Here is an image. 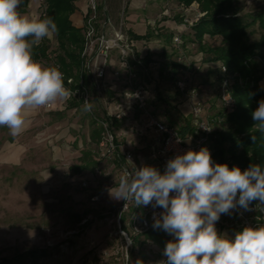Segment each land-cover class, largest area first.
I'll list each match as a JSON object with an SVG mask.
<instances>
[{"label":"rangeland","instance_id":"1","mask_svg":"<svg viewBox=\"0 0 264 264\" xmlns=\"http://www.w3.org/2000/svg\"><path fill=\"white\" fill-rule=\"evenodd\" d=\"M104 1L115 23L122 10L123 15H127L129 0ZM150 2L146 10L151 20L148 29L153 37L140 53L151 61L150 80L147 79L149 109L176 128L184 124L188 117L179 112L178 106L185 105L189 113V104L174 91V82L180 76V70L185 71L189 73L190 87L198 91L205 105L203 118L211 123L214 136H225L229 126L222 117L219 118L223 109L217 96L219 74L215 73L221 64L205 62L206 56L199 52L196 43L186 41L187 38L182 39L184 43L178 49L166 41L167 30L163 31L158 24L167 20L177 24L182 21L181 5L177 0ZM75 3L84 5L83 0ZM192 5L199 9L197 3ZM239 7V15L247 17L264 12V0H241ZM36 8L34 16L39 17L44 8L43 0H38ZM191 26L176 34L180 38L191 36ZM248 32L250 42L258 41L264 35V29L257 25ZM157 38L160 43L154 41ZM44 39L48 41L49 57L40 63L53 67L57 54L54 33ZM204 43L218 46L220 38L205 36ZM255 61L259 74L264 76V61L258 58ZM259 85L264 88V79ZM107 97L92 101L91 111L96 116L100 115ZM47 114H50L49 119L44 120ZM41 116L43 120H37L14 142L17 149L25 148L21 164L0 168V264H164L167 260L162 253L166 243L174 240L173 235L161 230L156 242L141 237L139 243L144 241V245H138L132 254L131 244L126 246L120 235L116 215L121 199L113 196V188L120 179L110 161H96V166L89 170L72 173L70 168L80 166L82 153H92L95 148L90 139L91 119L87 111L79 102L71 101L60 116L53 117L44 111ZM51 120H61V123L52 126L55 122ZM96 168L100 169V174L95 173ZM81 181L87 186L82 188ZM94 196L98 200L93 202ZM222 215L215 225L217 231L234 238L237 230L231 231L221 225L226 221V216ZM125 219L126 216H122V220Z\"/></svg>","mask_w":264,"mask_h":264},{"label":"clouds","instance_id":"2","mask_svg":"<svg viewBox=\"0 0 264 264\" xmlns=\"http://www.w3.org/2000/svg\"><path fill=\"white\" fill-rule=\"evenodd\" d=\"M22 2L0 0V127L14 137L25 130L26 110L66 101L72 94L57 67L33 58V47L57 31L56 23L51 17L21 15ZM90 110L85 101V111ZM251 115L264 130V99ZM113 189L116 199L164 209L158 218L154 214L153 223L154 229L175 237L166 243L164 264H264V227H244L230 238L215 226L221 214L238 206L247 210L253 201L264 204L260 164L245 170L214 164L204 147L169 159L163 174L150 165L131 173L126 169Z\"/></svg>","mask_w":264,"mask_h":264},{"label":"built area","instance_id":"3","mask_svg":"<svg viewBox=\"0 0 264 264\" xmlns=\"http://www.w3.org/2000/svg\"><path fill=\"white\" fill-rule=\"evenodd\" d=\"M83 2L80 24L83 37L81 71L77 79L66 77L63 73L64 86L72 93L70 98L42 106L43 110L64 111L71 101L79 102L85 109V101L91 105L94 99L107 97L108 94L109 98L103 102L100 115L96 116L91 110L87 111L100 131L92 153L97 162L110 161L118 171L120 181L126 169L131 173L135 167L140 168L143 165L153 166L163 174L169 159L189 150L198 152L204 147L211 153L215 164L210 146L213 128L211 123L203 118L205 105L198 91L190 87L189 73L180 70V76L174 82V91L183 96L189 104L187 117L190 131L182 136L178 128L161 120L149 109V65H143L144 57L137 49V41L130 36L123 15L124 10L119 21L115 23L104 0ZM182 10L185 11L183 24L187 27L202 16L196 9L195 18L190 19L187 10ZM171 43L178 49L182 45V39L175 34ZM54 67L58 68L55 64ZM218 71L221 76L217 96L223 111L231 114L235 110V102L231 94L230 76L223 65H220ZM95 173L100 174V169L96 168ZM80 186L84 188L87 184L81 181ZM238 197L239 193L237 199ZM97 200V196L91 198L93 202ZM163 211L164 209L154 208L151 204L147 207H137L132 199L121 200L116 222L126 246L131 244V237L143 236L149 232L153 227L154 214L158 218ZM122 216H126V219L122 220ZM222 216H226V221L221 222V225L231 230L264 227V204L253 201L247 210L238 206L230 214ZM162 257L167 260L163 253Z\"/></svg>","mask_w":264,"mask_h":264},{"label":"trees","instance_id":"4","mask_svg":"<svg viewBox=\"0 0 264 264\" xmlns=\"http://www.w3.org/2000/svg\"><path fill=\"white\" fill-rule=\"evenodd\" d=\"M75 1L43 0L44 8L39 18H53L57 25V31L54 33L57 44L54 64L66 77L72 76L77 79L81 71L80 54L83 48V37L82 30L75 27L70 20V16L76 11ZM177 1L185 7L195 2L199 5V10L205 13L192 24L190 28L192 35L182 36L181 39L184 41L187 38L186 41L196 43L199 52L206 56L205 62L220 63L231 74V94L235 102V110L231 114L223 111V115L219 116L229 129L225 136L215 137L212 133L210 146L214 161L220 164L226 163L229 168L238 166L241 170L247 169L252 164H260L264 168V130L258 128L251 115L258 107L259 101L264 99V88L259 85L264 76L262 73L259 74L258 64L255 61L256 58L264 61V35H261L258 41L250 42L248 32L256 25L264 29V12H256L247 17L239 15L241 0ZM24 2L25 0L22 3ZM166 35V41L171 43L174 34ZM130 36L136 41H149L153 37L150 29L143 36L131 32ZM205 36L219 37L220 45L207 46L204 43ZM158 37L163 36L158 35ZM48 52V41L43 39L38 46L33 47V58L38 62L47 60ZM142 62L147 67L151 61L149 58H143ZM219 75L221 76L220 73ZM57 115L60 116V114ZM178 130L182 136L190 131L188 119ZM99 135V129L91 120V141L96 143ZM252 137H255L254 141ZM92 157L94 156L90 151L83 152L80 166L70 168L72 173L79 174L96 166V161ZM161 230L152 227L143 236L131 237V254L138 245H144V241L139 243V238L144 237L156 242V236Z\"/></svg>","mask_w":264,"mask_h":264},{"label":"crops","instance_id":"5","mask_svg":"<svg viewBox=\"0 0 264 264\" xmlns=\"http://www.w3.org/2000/svg\"><path fill=\"white\" fill-rule=\"evenodd\" d=\"M151 0H129V5H128V12L127 15L125 16V23L129 31L135 35L138 36H143L147 33L148 26L150 25V19L147 14V7L151 4ZM38 0H25L24 3H21V5L18 8V11L20 12L21 15H27L30 18L36 15V5H37ZM81 4V3H79ZM76 5V11L70 16V20L72 24L79 28L81 24V18H82V10L84 9V5ZM181 5V10L182 8H185L187 13L189 14L190 19L195 18V11L200 12L198 8H195L192 4L188 7ZM193 6V7H192ZM181 18L182 21L177 24L176 22L173 21H162L161 23L158 24V27L161 28L163 31L164 29L167 30V33H182V31L186 30L187 27L186 25L183 24V16L185 14V11H181ZM167 13V11H165ZM163 38V37H162ZM157 43H160V40L157 38L154 40ZM149 44V42L140 40L136 42L137 49L139 53H142L146 47L144 45ZM143 56V55H142ZM217 63H213V65H216ZM218 66V64H217ZM209 73L213 74L212 72L209 71ZM216 75H218V69L215 72ZM220 75L217 76L219 78ZM186 100V99H185ZM207 107V105H206ZM187 107L185 105L178 106L179 112L186 116L188 115L187 112ZM47 112L51 113V116L54 115L53 117H58L57 114H61L62 111H45L43 110L42 107H38L35 109H28L26 110V127L25 130L18 136H12L9 129L7 127H0V136H3L4 134L6 135L5 137H0V168L2 167H15L19 166L22 162V157H23V152L25 150L24 146H20L21 148L17 149L16 143L14 142L23 134H25L28 130H30L34 125L37 120H43V117L41 116V112ZM40 115V117H39ZM50 114L46 115V119H49ZM55 122L52 126H57L59 123H61V120H51ZM76 124V123H75Z\"/></svg>","mask_w":264,"mask_h":264}]
</instances>
